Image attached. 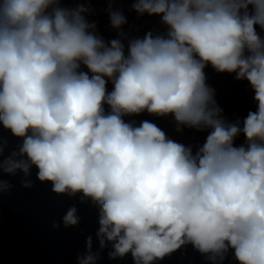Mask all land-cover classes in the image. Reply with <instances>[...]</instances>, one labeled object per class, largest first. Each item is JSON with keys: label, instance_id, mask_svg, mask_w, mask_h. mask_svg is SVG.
Listing matches in <instances>:
<instances>
[{"label": "clouds", "instance_id": "1", "mask_svg": "<svg viewBox=\"0 0 264 264\" xmlns=\"http://www.w3.org/2000/svg\"><path fill=\"white\" fill-rule=\"evenodd\" d=\"M61 3L0 0V125L23 141L5 158L0 137V193L11 187L3 173L22 172L31 187L35 167L54 193L82 194L113 259L154 264L191 244L212 264L229 250L238 264H264V0H134L167 32L129 40L127 54L121 39L96 34L89 9ZM109 18L126 23L111 8ZM209 64L249 83L257 107L242 122L225 120ZM145 111L171 115L177 131H210L193 152L150 121L123 119ZM86 247L79 264H96L91 237Z\"/></svg>", "mask_w": 264, "mask_h": 264}]
</instances>
